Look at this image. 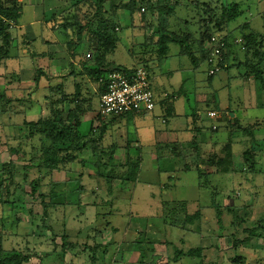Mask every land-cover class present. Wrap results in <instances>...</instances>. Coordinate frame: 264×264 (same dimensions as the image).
I'll list each match as a JSON object with an SVG mask.
<instances>
[{"label":"rangeland","instance_id":"374dc122","mask_svg":"<svg viewBox=\"0 0 264 264\" xmlns=\"http://www.w3.org/2000/svg\"><path fill=\"white\" fill-rule=\"evenodd\" d=\"M235 1L240 12L229 21L223 14L222 2L230 7L232 0H170L175 15L168 28L179 36L189 35L188 42L193 52L201 57V52L209 45L204 34L208 30L206 21L221 25L228 21L223 31L212 29V34H228L230 43L234 42L231 55L237 56L232 57L244 63L247 59L244 48L234 40L251 32L259 34L264 40V0ZM2 2L11 6L12 0ZM57 12L63 15L64 8ZM126 15L127 12L123 11L117 15L118 19H113L120 29L117 35L121 39L113 55L114 65L125 68L148 65L149 72L152 70L153 91H161L163 95L164 88L161 87H168L165 92L167 97L163 96L173 103L176 101L174 114L180 117L179 125L183 123L176 131L182 133L184 139L174 146V143L168 142L167 146L176 147L173 151L175 156L178 155L175 162L178 170L188 165L193 171L176 174L158 172L159 164L151 159L150 149L143 148L135 138L136 132L141 135L153 126L165 128L163 121L168 122L169 116L164 114L162 120L160 107L156 108L154 115L128 113L114 121H121L120 126L110 127L114 124L113 120L103 119L98 113L102 84L93 65L80 74V84L90 81L84 99L78 105H67L66 101L58 104L63 112L76 106L80 108L78 132L81 135L78 136L86 142L72 162L62 160L69 146L68 141L55 144L40 134H30L27 122L20 124V120H13V126H19L14 130L10 128L9 120H5L9 116L15 118L14 110L19 111L18 115L23 118L32 110L31 118L48 119L51 114L49 104H45L42 95L36 102L30 95L20 108L8 109H4V97L0 95V126H6L4 131H10L5 138L0 131V181L4 164L8 162L14 167L11 197L6 198L0 190V246L4 244L8 251L20 250L29 258L23 264H49L51 260L47 258L50 256H54L53 264L61 263L57 256L60 255L64 237L69 244H138L145 250L152 244H165L168 253H171L169 264L180 261L175 260L174 253L187 249L184 244H192L194 248L204 247L201 256L192 255L198 258L193 259L194 264H264V178L260 174L256 178L252 176L254 171H264V131L260 135L262 141L252 143L250 129L240 125L238 119L230 122L227 115L237 109L253 107L256 103L264 105V87L251 69L257 59L255 63H251L253 60L250 59L246 68L237 65L238 62H231L233 58L229 57L225 60L230 63L228 67L210 77L209 65L202 61L195 68L177 44L169 45L172 57L167 61L161 60L155 14L151 16L148 13L142 30L137 24L131 27ZM7 24L10 26V22ZM1 41L2 36L0 46ZM132 63L134 66L130 67ZM259 68L264 70V62ZM60 96H63L62 93ZM168 107H171L170 101L165 109ZM213 110L222 113L221 121L215 122L218 126L215 130L212 128L214 123L207 118V112ZM261 120L258 119L257 124ZM197 122L209 139L215 138L212 140L221 145L216 143L219 146L210 147L207 142L206 146L201 144V149H195L190 142L197 135ZM104 124L107 127L101 138ZM107 129L113 133L111 140L106 137L109 134ZM225 129L230 137L219 138L226 136ZM188 133L189 139L186 138ZM143 138L147 139L146 135ZM231 139L241 143L233 147L230 141L226 142ZM132 146L134 150H128ZM251 148L257 163L255 170L250 169L242 157L243 152ZM196 150L197 155H194ZM168 154L171 155L170 151ZM47 156H56L57 163L45 162L43 159ZM130 172H135L139 183L125 179ZM168 178L171 181L167 182V187L160 185L159 188V184H164ZM146 181H151L153 187L147 188ZM174 181L176 186L172 189ZM197 181L199 188L194 185ZM31 184H36L35 195L31 193ZM167 188L169 190L164 194ZM151 191H155V197L150 194ZM17 196L25 204L24 209L13 203V198ZM183 199L187 205L177 201ZM179 203L183 204L184 212L181 214L175 209L181 208ZM196 211L200 217L196 216L193 224L181 226L184 216L196 215ZM177 217L180 226L172 223ZM232 244H238V248L235 249ZM71 251L75 253L76 248L69 253ZM115 252L116 247L109 248L110 257ZM159 258L155 264H160L157 262ZM235 258L239 261L234 262Z\"/></svg>","mask_w":264,"mask_h":264},{"label":"crops","instance_id":"0c3cea01","mask_svg":"<svg viewBox=\"0 0 264 264\" xmlns=\"http://www.w3.org/2000/svg\"><path fill=\"white\" fill-rule=\"evenodd\" d=\"M19 2V3H18ZM18 7L20 8L18 12L17 19L11 20L10 22V47L8 49L7 55L3 59V61L0 64V95L4 97L3 105L5 106L4 109L11 108H20V105H22V102L24 104L25 98L29 97L33 99L34 102H36L39 98V95H42L44 97L45 104H49L48 111L50 112V98L52 96L60 97L61 92L63 91L67 95H71L74 93L76 89L79 91L80 100L84 99V96H86V91L89 89V85L87 84L90 81H88L86 84H80L81 80V73L85 72V68L88 66H92L93 63H95L97 52L93 50L92 42L88 40L89 33L83 34V39L80 43H78L77 38L76 41L73 43L72 34L69 33V31H65L62 29V26L59 23V19L62 17L59 11V9L64 8L65 15L66 12L74 11L73 9V3H76L75 0H17ZM70 5V6H66ZM107 6L105 17L113 18L110 11V3L106 2L105 4ZM61 6V7H60ZM60 7V8H59ZM77 13L80 12V14H83L86 12V8L84 4L80 5V9L76 10ZM123 11L122 9H119L117 12V15L121 14ZM127 19L130 20V17L127 13L126 15ZM82 19V17H80ZM64 19V18H61ZM118 19V17H117ZM172 19V17H171ZM170 19V21H171ZM62 22V20H61ZM91 29L97 25V20L94 19L91 22ZM131 27H133L130 24ZM60 27V28H59ZM118 28V25H117ZM134 28V27H133ZM120 30L119 28L117 29ZM151 37V36H150ZM121 39H119L118 44H120ZM117 44V47H118ZM117 49V48H116ZM115 49V50H116ZM115 50L113 53L109 54L107 56L108 61L111 63H115L113 61V55L115 54ZM129 51V49H128ZM169 51L166 55L161 57V60L164 59L167 61L171 55H169ZM112 60H110V58ZM133 61L135 63V59L133 58ZM134 63L130 67H133ZM228 64V63H227ZM39 72L41 75L39 76ZM82 75V74H81ZM162 86V85H161ZM70 87V88H69ZM54 88V89H53ZM61 90H58V89ZM162 91L164 92L163 95L167 97L168 90L162 86ZM53 89V91H52ZM47 91V93H45ZM57 91V92H56ZM161 91H156L154 94L157 98L156 100L160 101L161 103H157L155 109L151 112H144V113H133L134 115L144 116L148 114H152L155 112L157 107H160L162 113V120H164L165 115L168 114L169 116L167 118L168 122H164L166 125L165 128H157L152 127L149 128V130L145 129L141 135L136 132L135 138L138 139L137 141L140 142V145L144 147H148L152 153L151 159H155L156 163L158 162L159 166L157 168L158 172L162 171L163 173H178L179 171L182 172H190L193 170H183L176 168L175 162L178 158V155L175 156V152L173 151L176 149V147H168V142L177 144V142L180 141V139H184L182 136V133H177L176 129L179 125L180 117L177 116L175 112L176 108L174 103L176 101H170L171 107L169 112H166L168 109H165V105H168L169 101L164 99V96L161 95ZM71 98V96H69ZM165 100V103L163 101ZM178 99V98H177ZM100 101V97H99ZM26 102V101H25ZM69 105L68 103H66ZM18 106V107H16ZM172 109V110H171ZM174 109V110H173ZM99 110V108H98ZM238 110V109H237ZM232 111L230 113H227L229 116V121L233 122L235 119H238L240 122V125H243V127H248L250 130V138L252 143H259L262 141V138L260 137L262 131H264V113L262 114L261 110H264L263 103H256L253 107L246 108V109H239L238 111ZM8 112V111H7ZM264 112V111H263ZM32 110L30 114H32ZM99 113V112H98ZM258 113V114H257ZM9 114V112H8ZM19 111L14 110L13 115L14 119H12L10 116L6 117L5 120H9L11 123L10 128L18 129L19 126L14 127L12 123H14L15 120H20L19 123L22 122H37L39 118L33 119L31 118L30 114L27 115L26 118H23L22 115H18ZM262 114V115H261ZM7 115V114H6ZM5 115V116H6ZM46 117V116H44ZM23 118V119H22ZM43 118V117H42ZM222 118V113H221ZM221 118L218 120L221 121ZM262 119L260 121V124H257L258 119ZM103 119L111 120L112 117H106ZM4 120V121H5ZM14 120V121H13ZM170 120V121H169ZM212 121L215 125H217L215 122ZM114 122V121H113ZM26 123V124H27ZM91 123V121H90ZM121 121H118L117 123L114 122V124H111L110 127H117L120 126ZM19 124V125H20ZM249 124V125H248ZM256 125V126H255ZM21 126V125H20ZM255 126V127H251ZM6 126H0V131L2 132L1 135H3V138L8 137L10 135V131H4ZM197 127L198 122H197ZM218 127V126H217ZM218 129V128H217ZM10 130V129H9ZM204 131L199 130L195 135L196 137V144L197 148H202L201 144L206 146L205 144L208 142V145L210 147L213 146H219V142L216 140L209 139L207 137V134L203 133ZM107 133H109L106 137L108 139H112L113 133L107 129ZM224 133H226V136L219 137V138H227L230 134L227 132V130H224ZM146 135L147 139L143 138ZM142 137V138H141ZM191 137H194L191 133ZM207 137V138H206ZM230 137V136H229ZM186 138L189 139V133L186 134ZM206 139H208L206 141ZM217 139V138H216ZM194 140V138H193ZM222 141V140H221ZM232 144V146H238L241 141L236 140H228L226 142H229ZM167 142V143H166ZM218 143L219 145H217ZM253 151V148H251ZM128 150L132 151L134 150L133 146L130 147ZM181 150V148H180ZM203 150V149H202ZM170 151L171 155L168 154ZM173 152V153H172ZM177 153V151H176ZM199 160V159H198ZM178 161V160H177ZM201 160L199 162L200 166ZM259 165V164H258ZM257 167V163L255 165ZM263 166H261L262 168ZM214 169V167H212ZM260 166H258V169ZM168 170V171H166ZM255 170V169H254ZM261 175L264 178V171L262 170L260 173L254 171L252 173V176L255 175V178L258 177V175ZM138 177V176H137ZM135 179L134 183H139V178ZM171 181V179L168 178V180L164 181V184H159L161 187L165 186L167 187V182ZM173 183V188L176 186V181ZM196 182L197 187L200 185ZM170 183V182H169ZM145 186L148 188L153 187V183L151 181H146ZM200 187V186H199ZM198 187V188H199ZM167 190L164 192V194H167ZM162 192V189L159 191V195ZM155 191H151L150 194L154 196ZM155 197V196H154ZM180 202H183L187 205V202L183 200H177ZM181 205V208L178 209V214L183 213V204L179 203ZM178 204V205H179ZM205 208V207H204ZM201 210V209H200ZM199 213V212H195ZM175 214V213H174ZM192 216V214H189ZM184 216V220L185 217ZM184 220L182 222V225L178 219H174V226H183L188 225L184 224ZM129 231V229H128ZM2 248L5 251H8L5 249V245L1 244ZM95 246L97 249L95 256V261L91 260L89 257L90 251H84L85 244H79L72 246L71 249L76 248V252L73 253L72 251L69 253L70 249H67V253L63 254L62 251L57 253V257L59 258V261L61 260V263L58 264H155L157 257L159 260L157 261L160 264H169L171 253H168V248L165 246V244H152L151 248L145 250V248H142L138 246V244H89ZM188 248L183 249V252L190 251L194 249L192 244H184ZM70 246V247H71ZM233 246V244H232ZM116 247V252L112 255V257L109 256V248ZM169 247V246H168ZM234 247V246H233ZM61 248V247H60ZM202 248H204L202 246ZM237 249L238 247H234ZM145 250V251H144ZM10 251V250H9ZM79 251V252H78ZM78 252V253H77ZM140 252V253H139ZM181 251H176L174 253L175 260H180L177 264H194L193 259H197L193 257L192 255H178L177 253ZM146 254L147 256H144L143 254ZM206 253H209L206 250ZM122 254V255H120ZM202 254V252H201ZM200 254V256H201ZM197 254H195L196 256ZM54 257V256H53ZM52 256L47 258L49 264H53L52 262ZM209 259V258H208ZM46 258L43 260L45 261ZM236 260H234L235 262ZM203 262V261H201ZM200 262V263H201ZM44 263V262H43ZM207 263V262H206ZM203 264V263H201Z\"/></svg>","mask_w":264,"mask_h":264},{"label":"trees","instance_id":"16d2710c","mask_svg":"<svg viewBox=\"0 0 264 264\" xmlns=\"http://www.w3.org/2000/svg\"><path fill=\"white\" fill-rule=\"evenodd\" d=\"M3 0H0V36H2L1 46H0V64L7 55L8 49L10 47V26L9 21L16 20L18 17V12L20 8L18 7L17 0H12L11 6L4 5ZM76 3H73V9L74 11L66 12L61 15V18L59 19V23L62 26V29L65 31H69L70 34L73 36V40H76L78 43H80L83 39L84 33H89L88 40L92 42L93 50L97 52V57L95 60V64H93L92 68L95 69V73H97L98 78L101 80V90L100 94L105 90L104 88V79L108 72L112 70H120V69H126L125 67L116 66L110 61H108L107 56L114 52V50L117 48V44L119 41V37L117 35L118 28L117 24L113 19H117V12L119 9L125 10L129 17H130V24L135 27L136 24L139 27L138 29L142 30L143 23L146 20V16L148 13L153 16V14L156 15L155 20L157 23V43L159 48V54L160 56H164L169 51V45L170 44H177L182 49V54L189 57V59L192 62V65L196 68L200 63H203L207 61L209 56V49L205 48L204 51H202L201 57L198 56L193 52V49L191 48V43H189V35L185 34L182 36H179L178 34L171 31L168 26L170 24V19L173 15H175V8L170 4V0H127L128 2L125 3L126 0H75ZM106 2L110 3V11L113 18L109 16V18L105 17L106 13ZM84 4L86 8V12L83 14L77 13V9H80V5ZM139 4V5H138ZM221 6V5H220ZM222 8L223 14L225 13L227 15V18H229V21H232L236 18L237 14L240 12L239 5L235 0H232V6L228 7L225 5L224 2H222ZM91 9V10H90ZM91 11L92 15H91ZM82 17V19L80 18ZM225 17V16H224ZM226 18V17H225ZM96 19L97 25L91 29V22ZM62 20V22H61ZM7 22V23H6ZM225 23L228 24V21ZM224 23V24H225ZM224 24L221 25L219 23H212V21L207 20L206 26L208 27V30L206 33V39L209 40L210 36L213 35L212 29H215L216 31H223ZM213 25V26H212ZM150 40L152 39L149 37ZM242 38V46L244 47V51L246 54L247 59H245V62L240 63L238 62L239 59L233 58L232 56H236V54L232 53V48H234L232 45L234 42H231L230 36L227 34V41H226V47L224 49V57L225 60H227L229 57H232L233 60L231 62H238L237 65H244L248 66L250 59L253 60L251 63H255L254 61L257 59V63L251 67L252 72L255 73V77L261 82L262 86L264 87V70L259 68L261 64L264 62V48H262V42L264 44V40L259 34H255L251 32V34H247L241 37ZM236 39V38H235ZM74 43V41H73ZM207 43V42H206ZM234 50V49H233ZM230 63L227 64L226 67H228ZM148 67V65H146ZM226 67H223L225 70ZM245 68V67H244ZM148 69V68H147ZM152 70H150L151 72ZM39 76L41 73L39 72ZM212 77V76H210ZM58 90H61L60 88ZM57 92V91H56ZM63 96H60L59 98L56 96H52L49 100L50 102V117L48 119L41 118L37 122H31L27 123V127L30 130V134H40L44 136L46 139L51 140L53 143L58 144L63 141H68L69 146H67V150L65 151V157L62 158L63 161L72 162L77 159V152L79 148H83L85 146V142H83V139H80L78 135V128L80 126V121L78 120V113L80 112L79 106L69 108L68 112H63L60 103H68L69 105H78L80 101V93L78 89L74 91L71 95L63 94L64 92H61ZM71 96V98L69 97ZM156 96V95H155ZM157 99V98H156ZM165 100H168L166 97H164ZM163 99L164 103L165 100ZM161 103L160 101L156 100L157 103ZM167 112H169L170 108H167ZM139 112V113H144ZM65 114V115H64ZM100 115V114H99ZM126 114H122L119 116H112L113 121H115L118 118L125 117ZM30 126V127H29ZM106 125L104 124L103 128L100 132V137L102 138V133L106 129ZM196 132L200 130V128L196 127ZM196 137L193 141L190 143L193 145V147L196 149ZM193 153L190 155L192 157ZM194 155H197V150ZM51 156V155H50ZM244 162L250 165V169L254 170L256 165V160L254 158V154L252 152V149L247 150L243 152L242 154ZM45 162L50 161L53 164L57 163L56 156H52L50 158L43 159ZM245 163V164H246ZM132 167H135V164H132ZM198 167V166H197ZM199 170V168H197ZM3 174L2 179L0 181V190L3 191V196L6 198L11 197L10 187L13 184V171L14 167L11 165V163H5L3 166ZM135 170V168H132V170ZM183 170H191V167H188V165H185V169L181 167ZM135 173V172H134ZM133 172L129 173V176L125 179L135 181L137 175H135ZM200 173V170L199 172ZM131 178V179H128ZM4 190H3V189ZM31 193L35 195L36 192V184H31ZM239 194V193H238ZM13 203L18 208H25V204L21 202L20 197H14ZM178 206V205H177ZM176 209V208H175ZM200 214V213H199ZM198 213L196 215H187L184 220V224H193V222L197 219L196 216L200 217ZM219 223L222 222V212L219 214ZM253 233L256 234V232L253 231ZM64 242L61 244V251L63 254L67 253V249L72 248V246H75L76 244H69L66 242V239L64 237ZM238 241V240H237ZM240 241V240H239ZM72 245V246H71ZM79 245V244H77ZM234 247H238V244H233ZM71 246V247H70ZM98 248L95 246H91L89 244H85L84 251H90L89 257L91 260L95 261L96 256L95 253ZM203 251L202 247L194 248L187 252H178L176 256L178 255H200ZM192 253V254H191ZM29 258L27 256H24L20 250H10L5 251L2 246H0V264H23V262L27 261ZM236 259V258H235ZM236 261H239V258L236 259Z\"/></svg>","mask_w":264,"mask_h":264},{"label":"built area","instance_id":"2783aa9c","mask_svg":"<svg viewBox=\"0 0 264 264\" xmlns=\"http://www.w3.org/2000/svg\"><path fill=\"white\" fill-rule=\"evenodd\" d=\"M227 35L215 33L208 40L209 65L208 75L214 76L227 66L224 57ZM235 43L242 48V38H236ZM105 90L100 94L99 114L106 118L128 113L151 112L156 107V97L153 91L152 75L146 66L112 70L104 79ZM221 117L218 111H208L207 118L216 121ZM212 128L217 129V125Z\"/></svg>","mask_w":264,"mask_h":264}]
</instances>
